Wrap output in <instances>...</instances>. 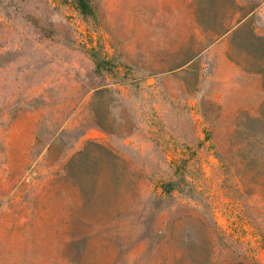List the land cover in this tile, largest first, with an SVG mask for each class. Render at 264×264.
I'll use <instances>...</instances> for the list:
<instances>
[{
	"label": "rangeland",
	"instance_id": "obj_1",
	"mask_svg": "<svg viewBox=\"0 0 264 264\" xmlns=\"http://www.w3.org/2000/svg\"><path fill=\"white\" fill-rule=\"evenodd\" d=\"M89 2L0 0V264H264V0Z\"/></svg>",
	"mask_w": 264,
	"mask_h": 264
},
{
	"label": "trees",
	"instance_id": "obj_2",
	"mask_svg": "<svg viewBox=\"0 0 264 264\" xmlns=\"http://www.w3.org/2000/svg\"><path fill=\"white\" fill-rule=\"evenodd\" d=\"M75 6L77 7V9L79 10V12L83 15L89 16L92 15V7L90 5L89 0H73ZM262 124V123H261ZM258 135V134H256ZM259 139L264 140V138H260L261 136H257ZM71 160V159H70ZM179 161V160H178ZM70 161H68L66 164L63 165V167H65L64 169H62L63 172H65L67 174V166L69 164ZM177 162V160L175 161ZM68 176V175H67ZM178 182L177 180H168V181H159V184L156 186V189H159L158 191H156V193L154 194L155 199L154 202L163 199L165 196H173L174 192L177 191L179 192V186H178ZM81 188H77L76 186H73V191H74V195L78 198L81 195ZM80 199V198H79ZM92 200L90 199V202ZM93 205V203H92ZM81 209V207H80ZM144 225H149L148 229L149 231H152V227L150 226L152 223L154 222H150L148 220H145L142 222ZM216 229H217V235L219 236V238H224L226 236L225 232L216 224ZM263 226H264V222H263ZM264 232H261L260 230V235L262 237V242L264 244ZM233 243L237 246V241L234 240ZM212 248H214V245H211ZM241 249V251H240ZM222 253V248H219V254ZM231 264H261L255 257L249 255L247 252L243 251L242 248H237L234 251V258L231 262Z\"/></svg>",
	"mask_w": 264,
	"mask_h": 264
}]
</instances>
